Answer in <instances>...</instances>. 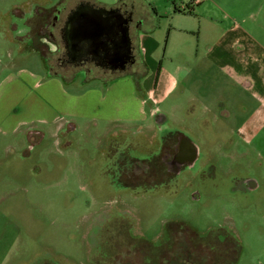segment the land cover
<instances>
[{
	"label": "rangeland",
	"instance_id": "374dc122",
	"mask_svg": "<svg viewBox=\"0 0 264 264\" xmlns=\"http://www.w3.org/2000/svg\"><path fill=\"white\" fill-rule=\"evenodd\" d=\"M81 1L107 9L131 3L133 35L152 31L158 42L157 69L181 62L172 54L174 42L203 50L202 41L197 46L200 19L206 21L201 8L210 12L220 3L264 11L262 0H206L173 19L181 0ZM53 2L0 0V80L23 69L28 87L30 75L58 70V52L51 51L61 48L59 29L69 11L68 0L52 5L62 11L51 29L45 21L54 16L43 15L42 6ZM174 25L188 34L171 31ZM253 35L264 44V33ZM136 69L141 82L155 85V70L144 80L140 62ZM80 73L78 82L93 81L85 76L93 72ZM63 74L66 88L74 89V69ZM179 80L170 102L156 106L173 113L168 121L159 116L136 126L79 123L71 129L60 119L9 135L0 130V264H163L166 245L179 239L173 230L168 241L170 227L194 231L208 245L227 232L240 249L226 259L217 254V264H264V103L258 99L264 85L250 89L221 71ZM183 137L196 145L198 157L177 173L169 162Z\"/></svg>",
	"mask_w": 264,
	"mask_h": 264
},
{
	"label": "crops",
	"instance_id": "0c3cea01",
	"mask_svg": "<svg viewBox=\"0 0 264 264\" xmlns=\"http://www.w3.org/2000/svg\"><path fill=\"white\" fill-rule=\"evenodd\" d=\"M58 2L60 0H54L51 5L47 7L43 5L42 8L48 9ZM83 3L95 9L108 11L117 9L98 7L81 0H68L66 8L69 12L74 11ZM126 7L130 13H133L131 3H127ZM200 11L206 13L204 15L206 21L203 23L204 18L200 19L201 27L197 33V46H200L202 41L203 50L193 52L192 49L185 48L187 45H182L185 42H181V44L174 42L173 45L178 50L172 54H175L177 60L181 61L174 69L162 65L159 69L154 67L153 56L158 42L155 41L152 31H141L140 34L134 36L131 27L132 53L128 55L124 67H108L94 56L86 61L80 60L65 65L59 57L61 52L70 50L69 42L64 29L61 33L59 30L61 48L51 51V54L58 52L57 55H59L56 59L58 63L56 72H49L45 77L30 75L34 82L32 86L28 87L24 85L21 78V75L25 73L23 69L7 73L5 78L0 80L1 132L9 135L34 123L54 126L60 119H65L71 129H76L79 123L97 127L101 124L135 125L146 122L150 117L159 116L162 122L168 121L173 117V113L167 109L160 110L156 106L170 102V98L180 86L181 75L189 76L193 72L221 71L224 75L234 78L239 84L244 83L250 89L251 87L257 89L259 84L264 85V81L261 83V78L264 79V44L253 35L254 33H264V11L261 10V7L250 6V9L245 11L244 8L234 6L229 10L228 7L224 8L219 3L210 12L203 11L202 8ZM174 16L173 19L186 15L183 12H177L175 8ZM191 18L195 19L193 16ZM175 27H172L171 31H182L188 34L186 30H183L185 28ZM170 39L171 34L169 42ZM110 43L109 41L108 45L113 46ZM173 59L171 57L172 61ZM200 60L203 61L204 67L201 66ZM138 62L142 66L141 77L143 78L148 77L150 71L155 70L156 81L153 87L150 88V86H146L145 82L139 80L138 69H136ZM70 68L75 72L71 76L74 87L72 90L66 88L63 83L65 77L63 72L69 71ZM88 71L93 74H85V76L92 77V82H90L91 80L80 82L76 80L78 76H81L80 72ZM151 81L152 76L149 83ZM184 94L185 90L181 92L180 97L183 98ZM25 97L26 101L21 100ZM179 99L178 97L177 101ZM190 99V102L198 100L196 97ZM258 99L264 103V98L259 97ZM150 104H154L155 107L150 108ZM172 105H174L173 102ZM15 109L18 111V115L10 116V113ZM26 113L29 118H24ZM1 114H4L3 118H1ZM193 116L194 114H191L190 117ZM36 133L40 136L43 135L41 131H36Z\"/></svg>",
	"mask_w": 264,
	"mask_h": 264
},
{
	"label": "flooded vegetation",
	"instance_id": "af4514ba",
	"mask_svg": "<svg viewBox=\"0 0 264 264\" xmlns=\"http://www.w3.org/2000/svg\"><path fill=\"white\" fill-rule=\"evenodd\" d=\"M90 9V6L88 4H81L79 5V10H86ZM122 14L124 17H128L130 14L129 9H127L126 5H122L120 7ZM43 15L52 14L54 17L52 20L45 21L46 26H50L51 29H55L57 25V21L60 20V13L61 9L59 6L50 7L49 9H42ZM51 10L52 12L48 11ZM73 11H70L66 18L62 21L60 25V33L64 29L65 35H66V27L69 24L71 17L73 16ZM117 13H114L111 17L113 21H118ZM121 17V16H120ZM131 24V23H130ZM131 27V25H130ZM52 35V34H51ZM119 38L122 37L121 34L118 35ZM111 44V43H110ZM112 45V44H111ZM108 48L110 51L107 52V50L96 53L92 50H87L86 48H73L69 46L68 51L61 52V56L59 57L60 61H62L65 65L71 64L76 61L80 60H89L92 58L91 56H94V58L101 61L106 66H120L124 67L125 62L128 60V56L126 55V52L123 51L122 54H117L113 50V46H109ZM189 155V146L185 141V138L183 137L180 139L177 147L176 152L173 155L172 160L169 162L170 167L174 172L177 173L182 170V168L190 165L186 159H188ZM147 168V167H146ZM143 169L146 170L143 166ZM173 230L176 231L177 237L175 241V237L172 238V241L169 242L171 245H166L164 252L162 253V262L163 264H217L216 258L217 254H225L226 258L231 257V253L236 254L237 251H239L240 246L237 242L234 241V244L232 242V239L230 241L229 235L226 233H219L218 238L216 239H209L210 241H213L214 244H206V241L203 237H201L198 233L194 231H188V233H182L179 230L173 229L170 227L168 229V241H170V232ZM222 230V229H221ZM191 232V233H190ZM222 235L224 236L223 242H222ZM234 240V239H233ZM232 242V245H231ZM168 244V242L166 243ZM216 255V256H215ZM231 259V258H230Z\"/></svg>",
	"mask_w": 264,
	"mask_h": 264
},
{
	"label": "water",
	"instance_id": "95a60500",
	"mask_svg": "<svg viewBox=\"0 0 264 264\" xmlns=\"http://www.w3.org/2000/svg\"><path fill=\"white\" fill-rule=\"evenodd\" d=\"M73 16L66 27V39L69 46L75 48H86L96 53L105 50L110 51L108 42L113 45V51L117 54L126 55L132 53V40L130 37V23L133 19V13L128 17H124L120 8L106 10V9H90L79 10V7L73 11ZM114 13H119L118 21L112 19ZM121 16V17H120ZM122 37L119 38L118 35ZM189 146L188 161L193 165L198 157V148L194 143L185 139Z\"/></svg>",
	"mask_w": 264,
	"mask_h": 264
},
{
	"label": "trees",
	"instance_id": "16d2710c",
	"mask_svg": "<svg viewBox=\"0 0 264 264\" xmlns=\"http://www.w3.org/2000/svg\"><path fill=\"white\" fill-rule=\"evenodd\" d=\"M199 4H188L186 9H177L176 8V11L177 12H183V13H190L191 14L194 11L195 6H198ZM123 5H127V4H123ZM168 134H170V133H168Z\"/></svg>",
	"mask_w": 264,
	"mask_h": 264
},
{
	"label": "built area",
	"instance_id": "2783aa9c",
	"mask_svg": "<svg viewBox=\"0 0 264 264\" xmlns=\"http://www.w3.org/2000/svg\"><path fill=\"white\" fill-rule=\"evenodd\" d=\"M181 9H186L188 4H199L201 3L203 0H181Z\"/></svg>",
	"mask_w": 264,
	"mask_h": 264
}]
</instances>
